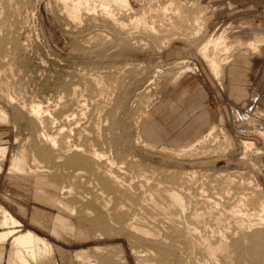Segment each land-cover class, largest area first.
Masks as SVG:
<instances>
[{"label":"rangeland","instance_id":"374dc122","mask_svg":"<svg viewBox=\"0 0 264 264\" xmlns=\"http://www.w3.org/2000/svg\"><path fill=\"white\" fill-rule=\"evenodd\" d=\"M129 2L134 13L139 12L142 8V10L148 7H155L156 9L158 4L164 6L173 2L172 8L176 7V5L178 7H183L181 8V14L185 15L186 18L184 19L186 20L201 15L199 17V34L197 37L193 38V40L192 38L190 40L183 38L187 37V33L193 29L190 28V26L187 29L191 20L186 22L188 24L181 21L182 25H180L183 27L185 24L186 26H184L186 28L183 27L169 31L170 35L174 34L175 36H172L173 39L166 47H161L160 42L164 38V34H166V32L168 33V31H165L164 34L160 33V36H149L140 29L135 31L133 29L129 30L131 28L127 27V30L122 32L115 29L109 21L102 19L98 11L94 14L95 16L87 15L84 11H81L79 19L72 21L66 16L62 9V4L58 0H0V110L5 114V116H0V147L5 148V158L3 161H0V206L11 212L14 210L15 213H11L13 216L21 215L25 218L23 227L20 229L31 230L36 235L45 238L51 243L54 248V253L52 255V261H47V264L51 262V264H88L87 258L94 261L93 264H188L189 262H191L190 264H194V262L195 264H199L200 262V264H202L201 260L205 259L203 258L204 253L200 251V249L193 248L191 245L186 247L187 244L189 245V242L185 245L188 249L187 251L183 245L188 238H182L183 233L186 237L188 235L187 231L192 230L198 223L189 220L187 215L183 220L187 218L188 221L185 222L189 223L190 221V224H187L188 227L181 218V220H179L177 217L178 221H175L177 215H172L173 222H171L168 216L169 219H166L167 217H165L163 212H160L162 216L158 212L160 216L155 220L154 218L159 209L157 210L151 207L152 210L154 209V214L153 212H149L151 211V209L148 208L149 206H143L140 200H138L139 196H137L138 194L141 196V189L147 192L148 186L149 191L154 187V189L159 188V191L162 189L164 190V188L165 190H170L169 188H171L172 191L177 192V189H181L178 190V193L181 194L186 204L189 200L191 201V197L192 200L194 197V202H188V204L191 203L188 210H194L192 207H195V205L198 206L202 202L200 201V199L203 198L201 197V191H205L203 193L207 196L212 194L209 193L210 191L208 190L214 193L216 189L219 190H216L215 194H212L214 198L216 194H218L216 193L217 191L223 196V193L229 189L231 195L233 193L230 197L231 199L233 196L234 198L240 196L238 194L245 190H243L242 187L246 188V192L244 191L243 193H247V195L254 190V194L252 193L253 200L250 206L252 208L257 207L256 204H258L259 198L264 201V139L257 135V131L255 133V130H264V0H210L209 3H203L202 0H129ZM169 14L170 13L166 16H172ZM153 15L154 14H152V16ZM189 15L191 18H189ZM154 16H156L155 19L158 17L160 18L159 14ZM127 17L128 16L121 17V21L128 24L129 17ZM157 24L158 22H156V25ZM225 25H228L225 30V32L228 31L226 32L228 43H231L233 46L239 45V48L236 49L237 51H235L232 60L222 67L219 75L220 77L213 78V75L209 73L206 65L198 57L196 49L208 35ZM184 28L187 29L185 30L187 33L184 31ZM126 31L127 34H125ZM180 33H185L187 36H181ZM169 34L166 37H169ZM256 37H258V39L263 37V40L261 39L262 42H259L255 53L243 47L245 43ZM186 69L188 71H186ZM7 96L11 97V99L9 98L11 101ZM33 101L35 104L39 103L42 108H44L43 110L48 107L45 110L48 111V113L45 112L47 114H43V116H45L43 119L45 118L47 120H44V124H47L43 129V131L48 130L46 134L49 135L50 133L52 136L57 135V141H60L61 138L65 140V138L68 137L65 141H60H63V143L67 145L69 142L71 143V140L73 141V145H76L75 138L76 141L79 139L78 141H80V143L77 141L79 146L84 141L83 144H81L82 148L92 147V144L94 146L99 141L104 142H101L104 144L102 147H108V149H103L100 142L101 148L97 145L98 147L94 146L93 149L97 150V152L98 150L99 152H103L104 150L105 154L108 153V156H106L110 160L114 157L113 159H115V161H111H114L116 164L119 162L118 160H120L118 163L119 166L115 164L116 166L114 165L112 170L116 167L117 169H114L115 172H119L118 174H122L123 176L125 174L123 178L129 180L126 181L124 179L126 183L133 184L132 186H134L133 189L135 188V190L139 186L140 188L138 189L140 190H136V192L133 190H128L129 192L124 191V193L126 192V196H124V193V195H122V191H119L121 195L119 193H112V198L107 196L111 194V191H108L106 196L104 195L103 200L102 197H100L102 202L100 201L97 204L96 201L98 200L96 199L94 201V196L90 195L91 189L86 186L85 189L84 187V183L88 185L86 181L84 183L78 182L77 179L75 182L71 183L72 181L70 180L73 179V170H71L72 167L68 164L69 155H64L65 159L62 156L61 160H57V155H61L60 151L48 150L47 153V148L49 149V147L45 146L40 137H38L40 133V131H38V125L35 124L25 109L23 110L22 108V106H29ZM49 111H51L53 115ZM49 117H52V120H49ZM53 119H55V121ZM71 121L76 122V124H72ZM214 124L216 128H214L215 141L213 144L206 140L203 143L201 142L194 151L196 154L193 156L197 157H176L175 155L160 153L154 149L146 148L141 146V144L138 145L136 142L137 137H140V141L149 140L156 146L160 145L176 150L186 146L190 141L200 139L199 137H201L209 126L214 127ZM69 126H71L73 130H70L71 127ZM59 128H63L62 137L61 135L58 137V134L61 133ZM54 131L58 134L54 133ZM70 131H72L73 134H71ZM83 131H86V133L83 134ZM35 133L36 135L38 134L37 138H39L41 142L38 141L36 135H34ZM67 134L70 135V137ZM224 135L229 137L230 146L223 144ZM78 136H82V138H78ZM88 136H91V139H87L89 138ZM100 138L102 140H100ZM34 140H37L36 143ZM85 140L91 141L92 144L88 141H86V143L88 142L86 144ZM207 140L210 141L211 139ZM95 141L98 142L95 144ZM242 141L253 142L254 147L259 152H255L254 149H251V151L249 150L246 152L247 154L243 153L244 150L241 146ZM38 142L40 145L42 144V146L39 147ZM60 142L58 143L61 148L62 143ZM65 144H62V149H60L62 153H64L63 149L66 151L69 146ZM216 144H223L224 147H227L222 150L223 152L220 150L218 151ZM20 145H23V148H20ZM43 145L45 146V150L43 149ZM73 145L72 143L70 144V146ZM110 146L111 148H109ZM21 149L25 151L23 152L26 163L29 164L27 166L34 169L38 165H33L31 163L32 161L30 162V160H32L31 156L33 155L37 157L36 161L38 160V167L40 165L42 166L41 168L39 167V169H45V171L43 170L44 172L41 170L43 174L38 168V170L36 168L34 170L31 168L33 171L31 175L9 176V159ZM215 149L217 151L214 154H212V152H209V154L206 153V155L202 153ZM33 152L34 154H31ZM244 154L245 157L243 156ZM39 160H42L43 163ZM224 160L226 161L224 162ZM104 164L106 163L103 162L101 165L102 168H104ZM46 165L48 166L47 168H52L50 173L48 169L46 170ZM87 165L90 170H94L92 162H87ZM128 165L133 166L132 168L134 170ZM120 166H124V169ZM68 168H70V170H68ZM125 168H127L126 172ZM118 169L120 170L118 171ZM35 170L38 172L35 173ZM172 171L174 174L171 175V177L169 172L172 174ZM144 172L146 173L145 175ZM179 173H181V175H179ZM205 173L208 175L206 176ZM224 173L226 175H224ZM240 173L242 176L238 175ZM41 174L44 175V177ZM147 174L151 176L146 178L148 176ZM122 175L120 177H122ZM189 175L192 178H190ZM219 175H224V178ZM227 175H230V177L233 175L235 178L242 177H240V179L231 177V179H234H232L233 184L236 182L239 188L235 184L233 185L232 182L230 183L231 185L226 183L225 179ZM142 176L146 181L141 179L138 180V178H142ZM204 176L206 177L204 178ZM130 177L135 178H132L134 182L130 181L132 180ZM158 177H161L160 179L162 181ZM177 177L179 182H176L178 181V179H176ZM198 177H201V179ZM33 178L39 179L37 184L38 187H41V196L44 195L56 201H62L66 203L67 206L69 205L71 209L74 205V210L70 211L65 208H59L55 203H53V205L41 196L37 198V200H34V190L32 188V183L34 184ZM155 178L160 180V184H158L159 182ZM219 178L222 182H218L221 181ZM154 179L157 181L156 184L160 185L162 189L151 182ZM241 179L244 180L242 181ZM136 180L139 183L137 186L136 184L138 183ZM167 180L168 182L171 181V185L166 182ZM182 180L185 186L188 183V188H181L184 186ZM238 180H240V182ZM69 181L70 184H68ZM244 181L246 184L243 183ZM140 182L143 188L140 186ZM200 182L203 185H201ZM178 183L181 184V187ZM191 183L194 185H191ZM197 183L200 186H198ZM71 184H75V187L78 185V187H76V189L78 188L76 192H79V187L81 188L80 192L75 193L76 189H74ZM166 184L169 185V187L166 186ZM172 184L175 185L174 188ZM223 184H225V186ZM207 185L209 188H207ZM81 186H83V188ZM192 186L193 189L190 188ZM213 187L214 189L212 190ZM61 188L62 190L64 189V192ZM67 188L70 189V193L72 189H74V192L68 195V192H66L68 191ZM184 188L190 190L189 192L191 194ZM82 189L85 190L82 191ZM182 190L185 191L183 192ZM84 191L87 194L89 193L90 199ZM130 192H135V195ZM127 193L131 197H128ZM193 193L201 194L194 196ZM77 194L79 196H77ZM84 194L85 197L88 198V200L84 198L86 202H82L80 199ZM255 195L257 197L258 195L260 196L257 198L254 197ZM114 196L117 199H114ZM118 196L121 197V201L118 199ZM186 196L190 198L187 199ZM197 196H200V198ZM210 196L211 195L207 197L213 198ZM108 197L111 200L113 199L112 202L111 200L109 201ZM124 197L125 200L126 198L128 199L125 201L126 203L123 202ZM59 198L62 199L60 200ZM91 198L92 201H90ZM129 198H132V200ZM162 198L163 200L165 199V202L167 201L165 197ZM197 198L199 202L196 200ZM230 198L226 203V207L224 206L226 210L233 202V199L231 201ZM17 199L25 204V210L21 211L18 208L16 203ZM105 199L108 201V204H110V211H108L109 208H107L108 210H104L102 207V203ZM195 200L198 204L195 203ZM122 203L125 204V206H120L123 205ZM131 205L134 207H130ZM141 205L145 208L144 210L140 207ZM201 205L202 203L200 206ZM118 207H123L124 209L118 210ZM127 207H130L131 209H129L132 212L134 210L133 213H135L141 221L144 219L142 221L143 223L140 222L141 224L145 223L146 226L145 224L144 227L143 225H139L141 228L144 229L146 227L145 230L147 231L149 229L148 232L151 231L150 233H153L152 230H154L161 236H158V239L157 236H150L149 239L152 238L149 240L148 238L146 239L148 236L143 237L141 234L134 235L128 227L130 223H135V221L137 223L138 221L137 217L133 215ZM201 207H195V210L197 212H205L206 208L204 209ZM91 208L94 211H92ZM125 208L131 212L132 217L135 216L136 220L131 218L130 213L127 212V209L125 211ZM34 209L39 210L38 212L43 217L45 216L44 218L47 219V221L42 224L34 222L32 220V211ZM101 209L104 211H101ZM135 209L137 211H135ZM141 210L142 213L147 211L143 216L147 214L146 217L148 218V214L152 213L151 216H153V219L151 216H149V218L154 220V222L159 219L160 222L157 221V223H153L150 219L142 217ZM86 211L89 212L86 213ZM136 212L141 214L138 215ZM173 213L174 212H172V214ZM123 214H128L129 216ZM226 215L229 216L228 214ZM47 216H49V218ZM163 216L165 220H170L169 223L162 219ZM227 216L224 214V217ZM124 217H130L131 219H124ZM204 217L206 218L205 215ZM52 218L63 219L64 223L66 221L65 224L67 226L80 229L84 233L85 239L76 241L62 233H59L57 237L52 236L49 230L51 227L50 220ZM223 219L222 222L217 224L210 218L209 223L211 225L207 224V220L204 219V224L206 223L207 227L204 226V228L203 225L200 227V224V226H196L198 230H202V228L206 229L204 232L203 230H199V232L202 233L201 235L207 233L205 236L208 237L211 228V230L215 229L214 231L217 232L218 230L219 232H227V237L230 236L229 238H232L229 239V244L232 243L230 244L232 247V255L230 261H228L230 263H226V260L220 258L219 264H264V230H251V232H253L249 234H251L252 237L249 235V237L246 236L248 237L247 240L245 236L239 233H236L237 236L233 237L232 235L235 234L234 231L236 230L234 220H232V222L231 220L229 221V217ZM225 220L228 223H225ZM146 221H150L153 225L151 226V223L149 222V224ZM180 221L186 226L183 227L182 224L184 228L181 227L182 234L179 228L181 225V223H179ZM161 222H163V224ZM173 223H175L174 227ZM177 223L179 224L178 227L175 226ZM191 223L194 224L192 225ZM231 223L234 224L231 226ZM148 224L149 226H147ZM227 224H229L228 226L230 228ZM208 226H210L209 230ZM225 226H227V228ZM171 227L175 228V231L171 229ZM190 227L192 228L189 230L188 228ZM156 229L159 231L157 232ZM127 230H130V232ZM254 230L256 231L254 232ZM155 232L153 234L158 235ZM159 232H161V234ZM191 232L192 231L189 233ZM229 232L232 233V235ZM163 238L165 241H162L164 240ZM152 239H156V241ZM160 239L162 240L160 241ZM191 247L192 250L197 249L196 254L194 253L195 251L192 253L196 256V259L199 258L198 260L194 259L192 253V255L189 254L192 251ZM1 249L3 254L1 264H6L7 254H9L11 249L10 243L3 244ZM96 249H98V251H96ZM83 250L85 252L84 257L81 260H76L75 255L81 251L83 252ZM138 250L141 252V255L144 256L147 250H150V252H148L152 255L147 257V252L145 258H143L144 256L138 258L132 254V251ZM142 252L144 253L142 254ZM198 252L201 254L199 255ZM160 253H162V255ZM153 254L157 255V258H155ZM190 256H192L194 260ZM207 261L208 260L205 262ZM37 264H46V262L44 260ZM207 264H211V262L209 261Z\"/></svg>","mask_w":264,"mask_h":264},{"label":"bare ground","instance_id":"6f19581e","mask_svg":"<svg viewBox=\"0 0 264 264\" xmlns=\"http://www.w3.org/2000/svg\"><path fill=\"white\" fill-rule=\"evenodd\" d=\"M61 4H62V9H63V11L65 12V14H66V16L69 18V19H71L72 21H74V20H78L79 19V17H80V13H81V11H84L85 12V14H87V15H94L97 11L99 12V14H100V16L102 17V19H104V20H107V21H109L114 27H115V29H118L119 31H125V30H127V27H130L131 29H129V30H135V31H138L139 29L142 31V32H145V33H147L149 36H151V35H159L160 33H165V31H168V33L166 32V34H164V38L162 39V41L160 42V45H161V47H166L167 45H168V43H170L171 42V40L173 39V37L172 36H175L174 34H172V35H170L169 34V31H173V30H176V29H180V28H183V27H185L184 25H183V27L181 26L182 25V22L181 21H184L185 23L186 22H188V20H186V19H184V18H186L185 17V15L184 14H181L182 12V10H181V8H183V7H178L177 5H176V7H174V8H172L173 6H172V3H168V4H166V5H164V6H162V5H157L156 6V9H155V7L154 8H150V7H148V8H146L145 10H140L139 12H137V13H134V11H133V8L131 7V5H130V2H129V0H58ZM154 1V0H153ZM168 1V0H167ZM173 1V0H172ZM203 1V3L204 2H207V3H209V1L210 0H202ZM171 2V1H170ZM167 3V2H166ZM174 4V3H173ZM195 5V4H194ZM180 6H182V5H180ZM184 11V10H183ZM186 11V10H185ZM200 11V10H199ZM202 11V10H201ZM172 12V13H171ZM168 13H170L169 15H172V16H170V17H167L166 15L168 14ZM198 13H200V12H198ZM133 14V15H132ZM152 14H154V15H160V18L158 17L157 19H155L156 18V16H152ZM98 15V14H97ZM130 15H132V16H130ZM95 16V15H94ZM123 16H128L129 17V19H128V24H126V23H124L123 21H121L122 20V18H123ZM201 16V15H200ZM200 16H195V17H190V15H189V18H191L190 20H191V23H186V24H188V27H187V29L189 28V26H190V28H192L193 30H191V29H189V30H191V31H189L188 33H187V31H185V30H187V29H185L184 28V31L188 34V36H187V34H181L180 33V35L181 36H187V37H183V38H186L187 40H190L191 38H192V40H193V38H195V37H197L198 36V34H199V25H200V22H199V17ZM98 17V16H97ZM122 17V18H121ZM127 17V18H128ZM167 17V18H166ZM91 18V17H90ZM155 19V20H154ZM183 19V20H182ZM175 20V21H174ZM189 20V21H190ZM105 22V21H104ZM156 22H158V24L156 25ZM181 24V25H180ZM201 24H202V21H201ZM112 26V27H113ZM228 27V25H225V26H223V27H221V28H219V29H217V30H215V32H213V33H211L210 35H208L207 36V38L197 47V49H196V53H197V55H198V57L201 59V61L206 65V68L209 70V73H211L212 75H213V78L215 77V78H217L219 75H220V73H221V70H222V67L224 66V65H226L227 63H229L231 60H232V58H233V56H234V54H235V51H237L236 49L237 48H239V45L238 44H240V43H238V44H236V45H238V46H233L231 43H228L229 41L227 40V37H226V32H228V31H226L225 32V30H226V28ZM201 29V28H200ZM235 30V29H234ZM175 32V31H174ZM173 32V33H174ZM190 32H192V33H190ZM190 33V34H189ZM125 34H127V31H126V33ZM128 34H129V32H128ZM168 34H169V37H166V36H168ZM134 35V34H133ZM177 35V34H176ZM179 35V36H180ZM230 35V34H229ZM160 36V35H159ZM170 37H172V38H170ZM118 38V37H117ZM263 38V37H262ZM261 38V39H262ZM151 39V38H150ZM175 39V38H174ZM261 39H258V37H256V38H253V39H251L250 41H248L247 43H245V45H243V47L244 48H248V49H250L249 51H251V52H253V53H255V51H256V49H257V46L259 45V42L261 41ZM160 40V39H159ZM263 40V39H262ZM262 42V41H261ZM141 45V44H140ZM159 45V46H160ZM127 48V47H126ZM3 49V48H2ZM183 62V61H182ZM186 71H188L187 69H186ZM210 74V75H211ZM220 77V76H219ZM6 91V90H5ZM101 92V91H100ZM58 95V94H57ZM7 98L9 99H11V97H8L7 96ZM3 99V98H2ZM9 99V100H10ZM8 100V101H9ZM73 100V99H72ZM11 101V100H10ZM10 103V102H9ZM21 103V102H20ZM25 105V104H24ZM57 105V104H56ZM19 106H20V104H19ZM44 107V106H43ZM65 107V106H64ZM22 108H23V110L25 109V111L27 112V114L29 115V117L35 122V124L36 125H38V127H39V129H38V131H40V133L39 132H37V133H39V135H38V137H40V139L43 141V143L45 144V146H48L49 147V149L47 148V153H48V150H55V151H60V153H61V155L59 154V155H57L58 157L56 158L57 160H61L62 159V156L64 157V155L66 156H68L69 155V157H68V160H69V165L72 167V169L71 170H73V179H71L70 181H72L71 183H73V182H75L77 179H78V182H85L86 181V183H88V185H86L85 183H84V187L86 186V187H89L90 189H91V194L90 195H93L94 197V201L97 199L98 201H96L97 202V204L101 201V198L100 197H102V200H103V197H104V195L106 196V194L108 193V191H111V194H108L107 196H109L110 198H112L113 196H111L112 195V193H114V194H118L119 193V191H122L121 193H122V195H124V196H126V192H129L128 190H133V191H135L136 192V190H140V189H138V188H140L139 186H138V188L135 190V188L133 189V187L134 186H132L133 184H131V183H126V181L128 180H126L125 178H123L124 176H125V174H124V176L122 175V177H120L121 175L120 174H118L119 172H115V170L114 169H117L116 167L115 168H113V170H114V172H113V170H112V167L116 164L114 161H115V159H111V160H114V161H111L107 156H108V153L107 154H105L104 153V150L103 149H105L104 147H102V146H104V144H102V143H104V142H94L96 145H94V146H99V148H103L102 150H103V152H99V150H98V152H97V150H95V149H93V144H92V142H91V144H92V147L91 146H89V145H87V146H89V147H85V148H82L81 147V144H83V142L80 144V146L77 144V141L79 140L78 138H82V136H78V140L76 141V138H75V142H76V145H73V141L71 140V143H72V145L73 146H70V140L68 141L69 142V146L67 145V144H65V143H63V141H65L66 140V138H68V137H66V134H65V140H63L62 138L60 139V141L61 140H63L62 142H60L59 140L57 141V135L56 136H52V135H50V133H49V135L48 134H46V132L48 131H43V129H44V126L47 124H44V120H46L45 118L43 119V117H45V116H43V114H47L48 113V111H45V110H43L44 108H42V106L39 104V103H34V101H33V103L32 104H29V106H27V107H25V106H22ZM61 110V109H60ZM45 112H47V113H45ZM49 112H51V111H49ZM64 112V111H63ZM260 112V111H259ZM51 114H52V112H51ZM263 114V113H262ZM50 115V114H49ZM53 115V114H52ZM70 115V114H69ZM258 115V114H257ZM0 116H5V114L3 113V111H1L0 110ZM64 116V115H63ZM259 116V115H258ZM261 116V115H260ZM46 117H48V116H46ZM99 117V116H98ZM50 119L49 120H52V117H49ZM239 118V117H238ZM80 119V118H79ZM237 119V118H236ZM54 121H55V119H53ZM66 120V119H65ZM91 120V119H90ZM95 120V119H94ZM47 121V120H46ZM53 121V122H54ZM80 121V120H79ZM106 121V120H105ZM49 122V121H48ZM52 122V121H51ZM72 122V121H71ZM70 122V123H71ZM94 122V121H93ZM138 122V121H137ZM237 122V121H236ZM251 122V121H250ZM73 123H75L76 124V122H72V124ZM91 123V122H90ZM246 123V122H245ZM44 124V125H43ZM69 124V123H68ZM79 124V123H78ZM97 124V123H96ZM104 124V123H103ZM254 124V123H253ZM54 125V124H53ZM71 125V124H70ZM92 125V124H91ZM78 126V125H77ZM80 126V125H79ZM99 126V125H98ZM47 127V126H46ZM60 127V126H59ZM69 127H71V126H69ZM68 127V128H69ZM93 127V126H92ZM253 127V126H252ZM35 128V127H34ZM40 128H41V130H40ZM57 128V127H56ZM75 129L77 128V127H74ZM98 128V127H97ZM215 128V124H214V127L213 126H209V128L201 135V137H199L200 139H196V140H193V141H190L186 146H184V147H180V148H178V149H170V148H166L165 146H156V145H154L152 142H150L149 140H145V141H140L139 140V138L137 137V139H136V142H137V144L139 145V144H141V146H144V147H148V148H150V149H154V150H156L157 152H160V153H168V154H170V155H175L176 157L177 156H190V157H192L194 154H196V152H194L195 150H196V147L199 145V144H201V142L203 143L205 140L206 141H208V142H212V144H213V142L215 141V136H214V130L216 129H214ZM220 128V127H219ZM55 129V128H54ZM60 129V128H59ZM63 129V128H62ZM62 129H60V131H61V133H57L56 131H54V133H56V134H58V137H59V135H61L62 134ZM70 129V128H69ZM78 129V128H77ZM256 129V128H255ZM257 129H259V128H257ZM261 129V128H260ZM66 130H68V129H66ZM65 130V131H66ZM70 130H73V128L71 127V129ZM84 130V129H83ZM94 130V129H93ZM37 131V130H36ZM35 131V132H36ZM58 131V130H57ZM64 131V132H65ZM69 131V130H68ZM76 131V130H75ZM81 131V130H80ZM87 131V130H86ZM86 131L83 133V134H85L86 133ZM256 131H257V135L259 136V137H262V139H264V130H255V133H256ZM53 132V131H52ZM71 132V134H73L72 133V131H70ZM77 132L79 133V131L77 130ZM219 132V131H218ZM48 133V132H47ZM53 133V134H54ZM65 133H67V132H65ZM81 133V132H80ZM70 134V133H69ZM100 134V133H99ZM99 134H97V135H99ZM222 134H224V133H222ZM34 135H36V133L34 134ZM33 135V136H34ZM37 135H36V138H37ZM63 135V134H62ZM62 135H61V137H62ZM68 135V134H67ZM74 135H75V133H74ZM78 135H80V134H78ZM81 135H82V133H81ZM215 135H216V131H215ZM256 135V134H255ZM256 135V136H257ZM69 137H70V135H68ZM72 136V135H71ZM92 136V135H91ZM91 136H88L89 138H87V139H91L90 137ZM140 136V135H139ZM227 136V135H226ZM225 135H224V145H226L227 144V146H230V141H229V137H226ZM217 137V136H216ZM222 137V136H221ZM85 138V139H86ZM94 138V137H93ZM96 138V137H95ZM34 139H35V137H34ZM38 139V141H40L41 142V140L39 139V138H37ZM71 139V138H70ZM73 139V138H72ZM96 139H98V138H96ZM96 139H93V140H96ZM143 139V138H142ZM207 139H211L210 141L209 140H207ZM81 140V139H80ZM92 140V141H93ZM99 140V139H98ZM100 140H102L101 138H100ZM37 141V140H36ZM36 141L34 140V142L36 143ZM86 141H88V140H85V143H86ZM110 141V140H109ZM221 141V140H220ZM33 142V143H34ZM58 142H60V143H62V144H65V145H67L66 147H67V150L65 151L64 149H63V151H64V153H62V150H60V149H62V144H61V148H60V146H59V143ZM75 142H74V144H75ZM79 143H80V141H78ZM89 142V141H88ZM87 142V143H88ZM89 142V143H90ZM39 143V142H38ZM86 143V144H87ZM206 143V142H205ZM85 144V145H86ZM217 145L216 144V147H217V149H218V151L220 150V151H222L225 147H227V146H225L224 147V145ZM100 145H101V147H100ZM23 145H20V148L22 147ZM30 146V145H29ZM40 146H42V144L40 145V143H39V147ZM44 146V145H43ZM45 146H44V150H45ZM97 146V147H98ZM140 146V147H141ZM222 146V147H221ZM241 146H242V148H243V150H244V152L243 153H245V154H247L246 152H248L249 150L251 151V149H254V151L255 152H257L258 150L254 147V144H253V142H250V141H242L241 142ZM63 147H65V146H63ZM220 147V148H219ZM19 148V147H18ZM19 148V149H20ZM23 148V147H22ZM29 148V147H28ZM96 148V147H95ZM109 148H111V146L109 147ZM204 148V147H203ZM97 149V148H96ZM106 149H108V147L106 148ZM226 149V148H225ZM101 150V151H102ZM24 149H21L18 153H16L15 155H12L11 157H10V159H9V163H8V170H9V172H8V174H9V176L10 177H13V176H16V175H25V176H28V175H31L32 173H33V171L31 170V168H29V166H27V165H29V164H27L26 163V159H25V156H24ZM32 151V150H31ZM105 151H107V150H105ZM216 149L215 150H212V151H205V152H202V153H204V155H206V153H208L209 154V152H212V154H214V153H216ZM16 152V151H15ZM51 152V151H50ZM110 152V151H109ZM116 152V151H115ZM201 152V151H200ZM223 152V151H222ZM259 152V151H258ZM28 153V152H27ZM54 153V152H53ZM56 153V152H55ZM119 153V152H118ZM29 154V153H28ZM31 154H34V152L33 153H31ZM58 154V153H57ZM110 154H111V152H110ZM242 154V153H241ZM245 154L243 155L244 157H245ZM54 155V154H53ZM107 155V156H106ZM117 155V154H116ZM221 155V154H220ZM47 156V155H46ZM169 156V155H168ZM242 156V155H241ZM29 157V156H28ZM27 157V158H28ZM32 157V160H30V162L33 164V165H39V163L36 161V158L37 157H35V156H31ZM34 157V158H33ZM56 157V156H55ZM112 157V156H111ZM189 157V158H190ZM193 157H197V156H193ZM211 157V156H210ZM222 157V156H221ZM243 157V158H244ZM4 158H5V148L4 147H0V161H2V160H4ZM42 158V157H41ZM168 158V157H167ZM223 158V157H222ZM31 159V158H30ZM52 159V158H51ZM64 159H65V157H64ZM130 159V158H129ZM192 159V158H191ZM224 159V158H223ZM222 159V160H223ZM215 160V159H214ZM39 161H42V160H39ZM48 161V160H47ZM56 161V160H55ZM119 162H120V160H118ZM226 160H224V162H225ZM46 162V161H45ZM49 162V161H48ZM58 162V161H57ZM87 162H89V163H91L92 162V165H93V169L94 170H90V168H89V166L87 165ZM103 162H105L106 164H104L103 166H104V168H102V164H103ZM119 162H117V164L119 163ZM124 162V161H123ZM216 162V161H215ZM42 163H43V161H42ZM121 163H122V161H121ZM133 163H134V161H133ZM137 163V162H136ZM227 163V162H226ZM31 164V165H32ZM47 164H49V163H47ZM116 164V165H117ZM123 164H125V163H123ZM32 165V166H33ZM38 165L35 167V166H33V167H35L36 169L38 168L39 169V167L41 168L42 166L40 165L39 167H38ZM50 165V164H49ZM57 165V164H56ZM67 165V164H66ZM105 165H106V167H105ZM115 165V166H116ZM121 165V164H120ZM133 165V164H132ZM212 165V164H211ZM118 166H119V164H118ZM125 166V165H124ZM124 166H120L121 168L123 167V169H124ZM128 166H130V168H132L133 166H131V165H128ZM128 166H126V167H128ZM144 166V165H143ZM195 166V165H194ZM48 166L46 165V170L48 169V171H49V173H50V171H51V169H49V168H47ZM62 167V166H61ZM108 167V168H107ZM164 167V166H163ZM181 167V166H180ZM34 168V169H35ZM45 168V167H44ZM58 168H59V166H58ZM172 168V167H171ZM33 169V168H32ZM33 169V170H34ZM37 169V170H38ZM122 169V170H123ZM126 169L127 168H125V172H126ZM133 169V168H132ZM131 169V170H132ZM144 169V168H143ZM155 169V168H154ZM162 169V168H161ZM37 170H35L34 172L36 173V172H38ZM40 170V169H39ZM42 170V169H41ZM40 170V171H41ZM44 171H45V169H43ZM42 170V171H43ZM62 170V169H61ZM68 170H70V168H68ZM120 169H118V171H119ZM134 170V169H133ZM137 170V169H136ZM152 170V169H151ZM151 170H149V171H151ZM178 170H180V169H178ZM185 170V169H184ZM39 171V172H40ZM41 171V173L43 174V172ZM47 171V172H48ZM53 171V170H52ZM140 171V170H139ZM182 171V170H181ZM200 171V170H199ZM65 172V171H64ZM68 172V171H67ZM66 172V173H67ZM124 172V171H123ZM123 172H120V173H123ZM141 172V171H140ZM159 172V171H158ZM173 172V171H172ZM188 172V171H187ZM192 172V171H191ZM115 173H117V174H115ZM168 173V172H167ZM170 173V176L171 175H173L174 174V172L171 174V172H169ZM169 173H168V175H169ZM184 173H185V171H184ZM41 174V175H42ZM45 174V173H44ZM65 174V173H64ZM140 174V173H139ZM142 174V173H141ZM146 173L144 172V175H145ZM156 174V173H155ZM154 174V175H155ZM189 174H190V172H189ZM218 174H219V172H218ZM223 174V173H222ZM237 174V173H236ZM35 175V174H34ZM39 175V174H38ZM40 175V176H41ZM120 175V176H119ZM126 175H127V173H126ZM143 175V176H144ZM148 175V174H147ZM179 175H181V173H179ZM191 175V174H190ZM189 175V177L190 178H192L191 176ZM195 175H196V173H195ZM198 175V174H197ZM205 175H206V173H205ZM208 175V174H207ZM206 175V176H207ZM224 175H226L225 173H224ZM224 175H221L223 178H224ZM234 175H235V173H234ZM238 175H241V173L240 174H238ZM43 177H44V175H42ZM49 176V175H48ZM141 176V175H140ZM143 176H142V178L140 177V178H138V180L139 179H141V180H144L143 179ZM151 175L149 174L146 178H148V177H150ZM158 176V175H157ZM157 176H155V177H157ZM164 176V175H163ZM193 176V175H192ZM199 176V175H198ZM206 176H204V178L206 177ZM220 176V175H219ZM220 176V177H221ZM236 176V175H235ZM235 176H233V175H231V177H234V179H240V177L242 176H240L239 178H235ZM34 177V176H33ZM39 177V176H38ZM129 177V176H128ZM128 177H126V178H128ZM172 177V176H171ZM171 177H169V178H171ZM193 177H195V176H193ZM227 178L225 179V181H226V183L228 184V185H231L230 183L232 182V184H233V181H232V179H231V177H230V175H227L226 176ZM59 178V177H58ZM66 178V177H65ZM131 178V177H130ZM133 178V177H132ZM131 178V179H132ZM145 178V179H146ZM159 178V177H158ZM161 178V177H160ZM159 178V179H160ZM182 178V177H181ZM185 178V177H184ZM199 179H201V177H198ZM203 178V177H202ZM204 178H203V180H204ZM242 178V177H241ZM34 179V184L32 183V188H33V190H34V200H37V198H39L42 194H41V187H38V184H37V182L39 181V179H37V178H33ZM42 179V178H41ZM126 181H125V180ZM133 179H135V178H133ZM130 180V181H133L134 182V180ZM155 179H157V178H155ZM154 179V180H155ZM159 179H157V181L159 182L160 180ZM168 179V178H167ZM176 179H178V177L176 178ZM186 179V178H185ZM199 179H198V181H199ZM220 179V178H219ZM233 179V180H234ZM19 180V179H18ZM66 180H67V178H66ZM65 180V181H66ZM69 180V179H68ZM151 180V179H150ZM154 180H152L151 182H153V184L155 183V185H158V184H160V182L158 183V184H156V180H155V182H154ZM169 180V179H168ZM168 180L166 181V182H168ZM221 180V179H220ZM242 180V179H241ZM244 180V179H243ZM242 180V181H243ZM47 181V180H46ZM70 181H69V183L68 184H70ZM129 181V180H128ZM137 181V180H136ZM144 181H146V180H144ZM147 181H148V179H147ZM162 181V180H161ZM181 181V180H180ZM189 181V180H188ZM201 181V180H200ZM237 181V180H236ZM239 182H240V180H238ZM246 181V180H245ZM245 181L243 182V183H245ZM41 182V181H40ZM142 182V181H141ZM141 182H140V186L142 187V185H141ZM164 182V181H163ZM162 182V183H163ZM165 182V183H166ZM176 182H179V179H178V181H176ZM184 181L182 180V183H183ZM189 182H191V181H189ZM208 182V181H207ZM212 182V181H211ZM218 182H222V180L221 181H218ZM218 182H216V183H218ZM223 182H224V179H223ZM42 183V182H41ZM40 183V184H41ZM46 183V182H45ZM67 183V182H66ZM137 183H138V181H137ZM143 183V182H142ZM168 183H170V185H171V181L170 182H168ZM181 183V182H180ZM201 183V182H200ZM204 183H206V182H204ZM209 183V182H208ZM214 183V182H213ZM215 183V184H216ZM238 183V182H237ZM145 184V183H144ZM147 184V183H146ZM185 184H186V181H185ZM188 184V183H187ZM187 184H186V186L184 185V183H183V185L184 186H182L181 187V184H179L178 183V185L183 189V187H186V188H188L187 187ZM198 184V183H197ZM196 184V185H197ZM236 186L238 185V184H236V182L234 183ZM233 184V185H234ZM246 184V183H245ZM45 185V184H44ZM79 185H80V183H79ZM135 185V184H134ZM137 185H139V183L138 184H136V186ZM152 185V184H151ZM172 185H174V184H172ZM191 185H194L193 183H191ZM195 185V186H196ZM201 185H203L202 183H201ZM206 185V184H205ZM224 186H225V184H223ZM68 186H70V185H68ZM67 186V187H68ZM71 186H73L74 187V189H76V187H78V185L75 187V184L73 185V184H71ZM135 186V187H136ZM148 186V185H147ZM146 186V187H147ZM166 186H168L169 187V185H167L166 184ZM189 186V185H188ZM198 186H200L199 184H198ZM240 186H242V185H240ZM82 188H83V186H81ZM86 187H85V189H86ZM151 187V186H150ZM158 187H160V185H158ZM165 187V186H164ZM175 187V185L173 186V188ZM204 187V186H203ZM215 187V186H214ZM214 187L212 188V190L214 189ZM238 187V186H237ZM248 187V186H247ZM44 188V187H43ZM45 188H46V185H45ZM57 188V187H56ZM55 188V189H56ZM63 188V187H62ZM62 188H61V190H62ZM72 188V187H71ZM143 188V187H142ZM148 188V190H147V192H145V191H143V189H141L142 191L140 192V194H141V196L138 194L137 196H139V199L138 200H140V202L142 203V205L143 206H149L148 208H150L151 209V211H149V212H153V210H152V208H156L157 210L159 209V211H157V215L155 216V220H156V218L158 217V216H160V215H158V212H159V214H161L160 212H163V214H165V217H169L170 218V220H171V222H173L172 220H173V218H172V215H177L176 216V222L178 221L177 220V217L179 218V220H183V218H185V216L187 215V217H188V219L189 220H192V222H197L198 224H196L195 226H194V228H192V227H190V228H188L189 230L192 228V230H190V231H192L191 233H189L190 231H187V233H188V235L185 237L184 236V233L182 232V228L183 227H186L187 226V224L189 225L190 224V221H189V223H187V222H185V221H188L187 220V218H186V220L184 219L183 220V222L184 223H186L185 225L186 226H184V223H181V221L179 222V223H181V225H180V229H181V234L183 233V235H182V238L183 239H187L186 240V242L184 243V242H182V243H184V247H185V245L187 244V242H189V245L187 244V246L186 247H188V246H192L193 248H197L198 250L200 249V251H202L203 253H204V257L203 258H205L206 260H208L207 262H205L206 260L205 259H203V260H201L202 261V264H207V263H209V261L211 262V264H219V259L220 258H223L224 260H226L225 262L226 263H230V262H228V261H230V259H231V255H232V247L230 246V244H232V243H230L229 244V239H232V238H229V237H227V232H219V230H218V228H217V230H218V232L217 231H214V230H211V228H210V226H208V230H209V228H210V230H209V236L207 237V236H205L207 233H205V235H201L202 233L201 232H199V230L200 231H202L203 230V232H204V230L206 231V229H203L202 228V230L201 229H197V227H198V225L200 226V227H202V225H203V227L204 226H206L207 227V225H206V223L204 224V221L205 220H207V224H210L209 223V220H210V218L212 219V221H214L215 223H220V222H222V219L224 218V219H226L227 217H229V221L231 220V222H232V220H234V223L236 224H234V223H231V226L234 224V226L236 227V230L234 231V229H233V231L235 232V234L234 235H232V233H230L233 237L234 236H237V234L236 233H239L240 235H243V236H245V239L247 240V238L249 237V236H251V234H249L250 232H251V230H253V229H256L257 231H263L264 230V201L262 200H260V198H259V202H258V204H256L257 205V207L256 208H252V207H250L251 206V201L253 200V195H252V193L254 194V190H252L253 192L252 193H250V194H248L247 195V193L245 194V193H243L245 190H246V188L245 187H242L243 188V192H242V189H241V192L242 193H239L238 195H240V196H238V198L237 197H235L234 198V196H233V202H232V206L230 205V203H229V205H230V207L226 210L225 208H224V206L226 207V203H227V201L229 200V198L233 195V193H232V195H231V193L229 192V189L228 190H226L224 193H223V196H222V194H219V191H217L216 193H218V194H216V197L214 198L213 197V195L212 194H215V191L216 190H219V189H216L215 191H214V193H213V191L211 192V190H208V191H210L209 193H212V194H209V195H211L210 197H213V198H208L207 196H209V195H207L206 196V194H204L203 192H205V191H201V193H199V194H201V197H203V198H201L200 199V201H202L201 203H202V205L201 206H203V207H201L200 206V204L198 205L199 207H201V208H206L205 209V212H203V211H200V212H197L196 210H195V207L197 208L198 206H196L195 205V207H192V208H194V210L192 211L191 209V211L190 210H188L189 209V205H191V203L190 204H188V202L190 201H188L187 202V204L185 203V201H184V199H183V197L181 196V194H179L178 193V190H181V189H177V192H175V191H172L171 190V188H169L170 190H165V188H164V190L162 189V190H158V189H152V190H150L149 191V186L147 187ZM167 188V187H166ZM190 188H192L193 189V186L192 187H190ZM195 188V187H194ZM202 188V187H201ZM207 188H209L208 187V185H207ZM207 188H206V186H205V189L207 190ZM211 188V187H210ZM227 188H229V187H227ZM230 188L232 189V187L230 186ZM239 188V187H238ZM68 189V188H67ZM74 189H72L71 190V193L72 192H74ZM78 189V188H77ZM77 189L75 190V193H79L80 192V190H81V188L79 187V192H76L77 191ZM85 189H82V191L83 190H85ZM185 189V188H184ZM249 189V188H248ZM250 189H252V188H250ZM58 190V189H57ZM60 190V189H59ZM64 190V189H63ZM62 190V191H63ZM69 190L70 189H68V191H66V192H68V195H69ZM89 190V189H88ZM88 190H86V191H88ZM145 190H146V188H145ZM186 190V189H185ZM185 190H182L183 192L185 191ZM234 190V189H233ZM233 190H231V191H233ZM81 191V192H82ZM124 191H126L125 193H124ZM186 191H190V190H186ZM235 191V190H234ZM250 191V190H249ZM61 192V191H60ZM64 192V191H63ZM85 192V191H84ZM89 192V191H88ZM135 192H133L134 193V195H135ZM246 192V191H245ZM62 193V192H61ZM60 193V194H61ZM70 193V194H71ZM74 193V194H75ZM86 193V192H85ZM121 193H119L120 195H121ZM124 193V194H123ZM130 193H132V192H130ZM129 193V194H130ZM132 193V194H133ZM138 193V192H137ZM136 193V194H137ZM190 193V192H189ZM236 193V192H235ZM256 193H257V190H256ZM45 194V193H44ZM67 194V193H66ZM82 194V193H81ZM87 194V193H86ZM132 194H130V195H132ZM184 194V193H183ZM186 194V193H185ZM191 194V193H190ZM194 194V193H193ZM192 194V195H193ZM198 193L197 194H194V196L195 195H199ZM205 196H204V195ZM237 194V193H236ZM64 195V194H63ZM88 195V196H87ZM86 196L89 198V193L87 194ZM127 195H128V193H127ZM134 195H132V196H134ZM187 195V194H186ZM60 196H62V195H60ZM67 196V195H66ZM77 196H79L78 194H77ZM260 195H258V197H259ZM43 199L45 198L46 199V201L48 200L49 202H51L52 204L53 203H55L59 208H65V209H68V210H70V211H73L74 209V205H73V208L71 209V208H69V205L67 206L66 205V203H64V202H62V201H56L55 199H51V198H48V196L47 197H45L44 195L43 196H41ZM62 197H64V196H62ZM73 197V196H72ZM100 198V200H99V198ZM109 197H108V199H109ZM116 197H117V195H116ZM115 196H114V199L116 198ZM119 198V200L121 199V197L120 196H118ZM128 197H131V196H129L128 195ZM162 197H165L166 199H167V201L165 202V199L163 200V198ZM187 197V196H186ZM198 197V196H197ZM254 197H257L256 195L254 196ZM257 197V198H258ZM83 198V199H82ZM82 198H80L81 200H82V202H86V200L85 199H87L88 200V198H86L85 197V194H84V196L82 195ZM85 198V199H84ZM105 198H107V197H105ZM135 198H136V196H135ZM190 198V197H189ZM188 197H187V199H189ZM198 198H200V196L198 197ZM196 199L197 201L199 200V199ZM237 198V199H236ZM262 198V197H261ZM60 200L62 199V198H59ZM64 199V198H63ZM78 199V198H77ZM90 199V198H89ZM117 199V198H116ZM129 199H131L132 200V198H129ZM186 199V198H185ZM186 199V200H187ZM191 199V201L190 202H194L193 200H194V197H193V200H192V197L190 198ZM232 199L230 198V200L232 201ZM41 200V199H40ZM39 200V201H40ZM65 200V199H64ZM111 199H109V201H110ZM113 200V199H112ZM112 200H111V202H112ZM122 200V199H121ZM120 200V201H121ZM123 202L124 203H126L125 201H127L128 199L126 198V200H125V197L123 198ZM130 200V201H131ZM196 200H195V203H196ZM90 201H92V198H91V200ZM115 201H117V200H115ZM159 201V202H158ZM255 201H256V198H255ZM255 201H253V202H255ZM258 201V200H257ZM38 202V201H37ZM45 202V201H44ZM102 202V201H101ZM199 202V201H198ZM198 202L196 203V204H198ZM16 203H17V206H18V208L22 211V210H25V204L23 203V202H21V200H19V199H17V201H16ZM80 203V202H79ZM121 203V202H120ZM131 203H132V201H131ZM134 203V202H133ZM139 203V202H138ZM195 203H193V204H195ZM255 203H257V202H255ZM81 204V203H80ZM101 204V203H100ZM99 204V205H100ZM103 205H102V207L104 208V210H106L107 208H109V210L108 211H110V204H108V201L105 199V201H103V203H102ZM112 204V203H111ZM119 204V203H118ZM123 204V203H122ZM127 204H130V203H127ZM127 204H126V206H127ZM136 204V203H135ZM54 205V204H53ZM55 205V206H56ZM133 205V204H132ZM130 206V207H134V206ZM138 205V204H137ZM137 205H135V206H137ZM142 205L140 206V207H142ZM95 206H96V204H95ZM107 206H109V207H107ZM117 206V205H116ZM119 206V205H118ZM120 206H125V204H123V205H120ZM119 206V207H120ZM129 206V205H128ZM139 206V205H138ZM137 206V207H138ZM88 207V206H87ZM101 207V208H102ZM118 207V208H119ZM130 207H127L128 209L130 208ZM152 207V208H151ZM85 208V207H84ZM96 208V207H95ZM117 208V209H118ZM127 208H125V211H126V209ZM143 208V210L145 209L144 207H142ZM97 209V208H96ZM95 209V210H96ZM100 209V208H99ZM98 209V210H99ZM116 209V210H117ZM122 209H124L123 207L122 208H119L118 210H122ZM128 209H127V212H129L130 213V216H131V208L129 209L130 211H128ZM133 209V208H132ZM138 209V208H137ZM199 209V208H198ZM62 210V209H61ZM91 210L92 211H94L92 208H91ZM90 210V211H91ZM97 210V211H98ZM104 210H102L101 209V211H104ZM117 210V211H118ZM147 210V209H146ZM145 210V211H146ZM39 210H36V209H34L33 211H32V220L34 221V222H36V223H40V224H42V223H44V222H46L47 221V219H45L39 212H38ZM66 211V210H65ZM92 211H91V213H92ZM100 211V212H101ZM135 211H137L136 209H135ZM139 211H140V208H139ZM41 212V211H40ZM69 212V211H68ZM75 212V211H74ZM87 212H89V211H86V213ZM107 212V211H106ZM133 212H134V210H133ZM132 212V213H133ZM147 212V211H146ZM145 212V213H146ZM155 212H156V210H155ZM172 212H174L173 214H172ZM189 212V213H188ZM42 213V212H41ZM73 213V212H72ZM90 213V214H91ZM122 213V212H121ZM137 214H138V212H136ZM141 213H142V210H141ZM141 213H139V214H141ZM145 213H142V217H144V218H147L146 216H147V214H146V216L144 215L143 216V214H145ZM89 214V213H88ZM93 214V213H92ZM106 214V213H105ZM118 214H120V213H118ZM138 214V215H139ZM152 214V213H151ZM151 214H148L149 216H151ZM153 214H154V212H153ZM224 214H225V216H227L226 214H228L229 216H227V217H224ZM123 215H128V214H123ZM133 215H135L136 216V214L135 213H133ZM204 215L206 216V218L204 217ZM116 216V215H115ZM129 216V215H128ZM135 216L134 217H132L131 216V218H134L135 219ZM141 216V215H140ZM139 216V217H140ZM149 216H148V218L147 219H150L149 218ZM161 216H162V214H161ZM48 218H49V216H47ZM137 217V223H136V221H135V223L133 224H131L130 223V225H129V227L128 228H130V230H131V232H133L134 233V235L135 234H141L143 237L144 236H148V237H146V239L148 238L149 239V237L150 236H157V239H158V236H159V234L158 233H156L154 230H152L153 231V233L155 232L156 234H158V235H154L153 233H150V232H148V230L146 231L145 230V228L143 229V228H141L139 225H143V227H144V224H141V222L144 220V219H142V221H141V219H139L138 218V216H136ZM153 216H151V218H152ZM165 217L163 216V218L162 219H164L165 220ZM166 218V219H169V218ZM175 217V216H174ZM230 217H231V219H230ZM98 218V217H97ZM96 218V219H97ZM101 218V217H100ZM126 218H130V217H124V219H126ZM130 218V219H131ZM141 218V217H140ZM181 218V219H180ZM102 219V218H101ZM111 219V218H110ZM130 219H127V220H130ZM133 219V220H134ZM147 219H145V220H147ZM153 219V218H152ZM205 219V220H204ZM223 219V220H224ZM97 220H99V219H97ZM108 220V219H107ZM106 220V221H107ZM112 220V219H111ZM132 220V221H133ZM136 220V219H135ZM151 220V219H150ZM161 220V219H160ZM170 220H165L166 222H168L169 223V221ZM96 221V220H95ZM116 221V220H115ZM118 221V220H117ZM119 221H120V219H119ZM141 221V222H140ZM157 221H159V219L157 220ZM157 221H155L156 223H157ZM226 221V220H225ZM224 221V222H225ZM98 222V221H97ZM101 222V221H100ZM108 222V221H107ZM114 222V221H113ZM131 222V221H130ZM140 222V223H139ZM145 222V221H144ZM146 222H150V221H146ZM151 222H153V223H155L154 222V220H151ZM150 222V223H151ZM160 222V221H159ZM170 222V223H171ZM65 223H66V221H65ZM64 223V221H63V219H56V218H52L51 220H50V225H51V227H50V234L52 235V236H55V237H57L58 235H59V233H62V234H64V235H66V236H68L69 238H71V239H73V240H76V241H79V240H83V239H85V236H84V233L80 230V229H78V228H73V227H71V226H67L66 224ZM115 223V222H114ZM118 223V222H117ZM139 223V224H138ZM143 223V222H142ZM149 223V224H150ZM162 224H163V222H161ZM225 223H228L227 221L225 222ZM105 224V223H104ZM110 224V223H109ZM116 224V223H115ZM138 226H137V225ZM149 224L147 225V226H149ZM161 224V225H162ZM166 224V223H165ZM174 224L175 223H173V227H174ZM182 224H183V227H182ZM192 225L194 224V223H191ZM213 224V223H212ZM101 225V224H100ZM111 225V224H110ZM109 225V226H110ZM128 225V224H127ZM126 225V226H127ZM153 224L151 223V226H152ZM178 223H177V225H175V226H177L178 227ZM211 225V224H210ZM229 224H227V226H228ZM145 226H146V224H145ZM156 226V225H155ZM197 226V227H196ZM219 226V225H218ZM227 226H225L226 228H227ZM233 226V227H234ZM20 223L9 213V212H7L5 209H3L1 206H0V246H2L3 244H5L6 242H8V241H10V245H11V250H10V256H11V261L14 263V264H37V263H40L41 261H44L45 260V262H46V264L48 263V262H50V261H52V255H53V253H54V250H53V246L51 245V243H49V241H47L45 238H43V237H40V236H38V235H36L34 232H32L31 230H22V231H20ZM154 227V226H153ZM164 227H165V225H164ZM173 227H171V229H174V231H175V228H173ZM176 227V228H177ZM182 227V228H181ZM188 227V226H187ZM229 227V226H228ZM127 228V229H128ZM151 228V227H150ZM205 228V227H204ZM230 228V227H229ZM125 229H126V227H125ZM151 229H153V228H151ZM164 229V228H163ZM169 229V228H168ZM178 229V228H177ZM184 229V228H183ZM219 229H221V228H219ZM130 230H127L128 232H130ZM179 230V229H178ZM208 230H207V232H208ZM256 230H254V232L256 231ZM156 231L158 232L159 230H157L156 229ZM170 231V230H169ZM177 231V230H176ZM180 231V230H179ZM229 231H230V229H229ZM253 232V231H252ZM251 232V233H252ZM133 233H130V234H133ZM160 234H161V232H159ZM118 234V233H117ZM172 235H174V234H172ZM177 235V234H176ZM249 235V236H248ZM118 236V235H117ZM123 236V235H122ZM161 236V235H160ZM159 236V237H160ZM165 236V235H164ZM246 236H248V237H246ZM254 236V235H253ZM262 236V235H261ZM163 237V236H162ZM161 237V238H162ZM172 237V236H171ZM252 237V236H251ZM152 238V237H151ZM150 238V239H151ZM154 238V237H153ZM170 238V237H169ZM197 238V239H196ZM215 238H216V240H215ZM127 239V238H126ZM144 239V238H143ZM149 239V240H150ZM164 239V238H163ZM181 239V238H180ZM244 239V240H245ZM253 239V238H252ZM129 240V239H128ZM153 241L155 240L156 241V239H152ZM151 240V241H152ZM162 239H160V241H161ZM167 240H168V238H167ZM260 240H261V238H260ZM158 241V240H157ZM162 241H165V239L164 240H162ZM184 241V240H183ZM258 241V240H257ZM181 242V241H180ZM232 242V241H231ZM253 242V241H252ZM259 242V241H258ZM260 243V242H259ZM262 243V242H261ZM175 244H176V242H175ZM180 244V243H179ZM247 244V243H246ZM174 245V244H173ZM264 245V244H263ZM236 246V245H235ZM240 246V245H239ZM262 246V245H261ZM183 247V248H184ZM185 247V249H187ZM192 247H191V250H192ZM99 249V248H98ZM98 249H96V251H98ZM133 249V248H132ZM159 249V248H158ZM174 249V248H173ZM185 249H184V252H185ZM197 249L196 250H192L189 254H191L192 252H194L195 254H196V251H197ZM95 250V249H94ZM175 250V249H174ZM190 250V249H189ZM102 251V250H101ZM100 251V252H101ZM119 251V250H118ZM139 251V250H138ZM132 251V254H134L136 257H138V258H140V257H142V256H144V255H141V252L139 251ZM145 251V250H144ZM150 252V250H147V252ZM187 251H188V249H187ZM186 251V252H187ZM147 252H146V255L143 257V258H145L146 256H147ZM148 252V256L147 257H149V255H152L151 253H149ZM183 252V253H184ZM2 253V252H1ZM1 253H0V256H1ZM144 252H142V254H143ZM188 253V252H187ZM84 254H85V252H84V250H83V252L81 251L80 253H77L76 255H75V257H76V260H81L83 257H84ZM102 254V253H101ZM111 254V253H110ZM159 254V253H158ZM161 255H162V253H160ZM193 254V253H192ZM191 254V255H192ZM198 254L200 255L201 253H199L198 252ZM154 255V254H153ZM194 255V254H193ZM205 255H206V257H205ZM3 256V255H2ZM1 256V257H2ZM155 256V258H157V255H154ZM119 257V256H118ZM159 257V256H158ZM191 258H192V256H190ZM201 257V258H202ZM233 257V256H232ZM135 258V257H134ZM151 258V257H150ZM2 259V258H1ZM137 259V258H136ZM186 259V258H185ZM188 259H189V257H188ZM193 259V258H192ZM194 259H196V256L194 255ZM193 259V260H194ZM199 259V258H198ZM198 259H196V260H198ZM170 260V259H169ZM178 260V259H177ZM190 260V259H189ZM199 260V261H200ZM205 260V261H204ZM232 260H233V258H232ZM231 260V261H232ZM48 261V262H47ZM141 261H142V259H141ZM165 261V260H164ZM0 262H1V260H0ZM168 262V261H167ZM182 262V261H181ZM192 262H194V261H192ZM196 262H198V261H196ZM52 263V262H51ZM51 263H49V264H51ZM87 263L88 264H93L94 263V261H92V260H90L89 258H87ZM164 263V262H163ZM171 263V262H170ZM184 263V262H183ZM191 262H189L188 264H190ZM201 263V262H200ZM199 263V264H200ZM232 263V262H231ZM165 264V263H164ZM185 264H187V263H185ZM194 264H195V262H194ZM233 264V263H232Z\"/></svg>","mask_w":264,"mask_h":264},{"label":"crops","instance_id":"0c3cea01","mask_svg":"<svg viewBox=\"0 0 264 264\" xmlns=\"http://www.w3.org/2000/svg\"><path fill=\"white\" fill-rule=\"evenodd\" d=\"M3 161V160H2ZM2 207V206H1ZM3 209H5L4 207H2ZM6 210V209H5ZM13 210V209H12ZM7 212H9L10 214L11 213H15V211L13 210V212H11V211H8V210H6ZM12 215V214H11ZM13 216V215H12ZM19 223H20V227L19 228H22L23 227V223L25 222V218H23L21 215H18V216H13ZM20 231H22V229H20ZM10 243V241H8V242H6L5 244H9ZM2 246H0V253L2 252ZM54 249V248H53ZM11 250V249H10ZM3 254L1 253V256H2ZM0 256V260H1V262H2V259H3V256L1 257ZM2 258V259H1ZM1 262H0V264H1ZM6 264H14L12 261H11V256H10V252H9V254H7V259H6Z\"/></svg>","mask_w":264,"mask_h":264}]
</instances>
